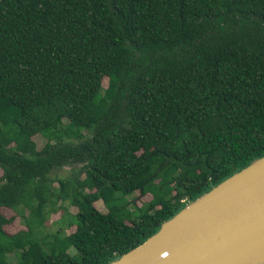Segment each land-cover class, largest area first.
I'll list each match as a JSON object with an SVG mask.
<instances>
[{"label":"trees","instance_id":"16d2710c","mask_svg":"<svg viewBox=\"0 0 264 264\" xmlns=\"http://www.w3.org/2000/svg\"><path fill=\"white\" fill-rule=\"evenodd\" d=\"M263 155L264 0H0V264H107Z\"/></svg>","mask_w":264,"mask_h":264},{"label":"water","instance_id":"95a60500","mask_svg":"<svg viewBox=\"0 0 264 264\" xmlns=\"http://www.w3.org/2000/svg\"><path fill=\"white\" fill-rule=\"evenodd\" d=\"M107 264H264V155Z\"/></svg>","mask_w":264,"mask_h":264},{"label":"rangeland","instance_id":"374dc122","mask_svg":"<svg viewBox=\"0 0 264 264\" xmlns=\"http://www.w3.org/2000/svg\"><path fill=\"white\" fill-rule=\"evenodd\" d=\"M106 85V80L104 79L102 81V86L105 87ZM33 141L35 142L36 148L40 149L42 147V145L44 144V140L40 137V136H35L33 137ZM71 168L74 169L73 173L71 170ZM79 175L80 174V166L79 165H75V166H66L63 167L60 170L57 171H53L50 175L49 178L51 180H53V186L56 185V180L57 179H61V178H67L70 177L72 175ZM0 175H1V171H0ZM80 177H82V174L79 175ZM130 198L133 199V203L136 206H140L142 203L147 202L150 199V196L145 195V196H140L137 193H134ZM94 207L103 212L104 208L102 207V205L98 202L94 204ZM68 212L71 214H73L75 212L74 208H69ZM1 214L5 217V218H12L13 221L9 224V225H5L3 226L4 231L7 234H13L19 230H24L23 226H21L19 219L14 215L13 212H11L10 210H6V209H2L1 210ZM60 217V213L59 212H49L48 214H46L45 217V221H44V227H45V232L47 233H53L59 226L60 224H58V219ZM73 228L68 230L67 233L72 232Z\"/></svg>","mask_w":264,"mask_h":264}]
</instances>
